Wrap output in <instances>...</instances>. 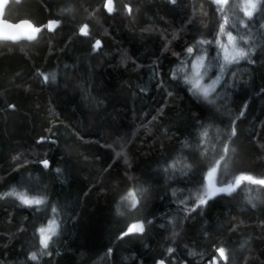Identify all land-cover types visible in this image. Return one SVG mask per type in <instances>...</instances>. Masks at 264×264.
I'll return each instance as SVG.
<instances>
[{
  "label": "trees",
  "instance_id": "1",
  "mask_svg": "<svg viewBox=\"0 0 264 264\" xmlns=\"http://www.w3.org/2000/svg\"><path fill=\"white\" fill-rule=\"evenodd\" d=\"M105 1L9 0L3 11L40 31L0 42V264H264V186L206 195L240 174L264 179V0L251 19L240 0L222 11L113 0L111 14ZM225 19L262 42L205 99L184 78L193 56H215ZM133 223L145 231L124 235Z\"/></svg>",
  "mask_w": 264,
  "mask_h": 264
},
{
  "label": "snow or ice",
  "instance_id": "2",
  "mask_svg": "<svg viewBox=\"0 0 264 264\" xmlns=\"http://www.w3.org/2000/svg\"><path fill=\"white\" fill-rule=\"evenodd\" d=\"M228 2H229V0H214V3L221 5V6L227 5ZM7 3H8V0H0V17H2L4 5H6ZM172 3H176V0H172ZM243 3H244V9L243 10L245 12V15L249 19H251L253 17V12L257 9L258 0H243ZM105 7H106V10L108 11V13L111 14L114 11L113 0H106ZM128 11L131 12V9L129 8ZM2 22L4 23L5 28H13V27L23 28L26 26L32 30V33L40 31L39 28H33V26L30 23H28L27 21L20 23V24H16V25H13L7 21H2ZM226 25H227V19H225L224 23L221 25L220 35H224V33L226 31V28H225ZM54 26H55V22H51L48 25L49 30H51ZM80 33L82 35H85V36L88 35V26L87 25L82 26L80 28ZM25 35H28V34L25 33ZM10 38L16 39L17 37L11 36ZM29 38H34V36H29ZM226 38H227V44L233 46V50H234L235 54L230 56L227 53V46L223 43L220 45V47L222 49H224V61H225V64L221 65V71H223L227 67L228 64H231L233 62L238 63L239 59L246 55V53L242 50L241 51H235L236 38L233 36L231 31L227 32ZM241 39H243V37H241ZM201 43H203V41H201ZM210 43H215V41H210ZM99 46H100V41H96L95 47L98 48ZM187 51L189 54H191L193 52V49L190 47L187 49ZM188 67L190 69L195 70L194 75H191L189 77L184 78V82L186 84L190 85L189 91L190 92L198 91L200 94H202L204 96L205 99H207L210 92L215 89V85H216L217 81L219 80V77H217L216 80H213L212 83L210 85H208L207 87L202 88L201 87V81H202L203 77L201 76L200 69L205 67L204 58L203 57L197 58L195 60V62L190 63L188 65ZM181 71H182V69H181ZM48 79H49V77L47 75L44 76L45 81H47ZM52 79H55L54 75L52 76ZM12 107H14V106H12ZM241 115H243V113H241ZM233 134H235V133L233 132ZM203 135H207V132H204ZM225 151H227L226 148H225ZM42 163L45 167L49 166V162L47 160L43 161ZM215 172H216V168H213L210 172L207 173L206 179L210 178L213 175V173H215ZM244 181H248V182H251L252 184H258V185L264 186V179H254L251 175L240 174L239 176L235 177L234 181H228L226 187L217 188V189H215V191L208 192L206 195L210 199L217 192H229L230 193V192L235 190V187H239V185ZM129 198H131V201H132V205H131L132 208H135L137 203H138L136 196H135V193L129 192L128 196L124 197V199H129ZM20 199H21V202L25 205H33V204L39 205L42 203V201L39 199H28L24 196H21ZM207 202L208 201L205 198L201 197L199 199V203L197 206L206 205ZM193 210H195V209H193ZM52 211H53V213H55L56 209L53 208ZM151 222H152L151 220L148 221L149 224ZM57 227H58V225L56 224V216L54 215L51 222L48 224L47 228L41 227L39 229L40 236H41L40 243H41V245H43L44 248L48 247V241L51 238L49 233L52 235H55ZM144 231H145V228H144L143 223H133L130 225V227L128 228V231L125 232L124 235H128L129 233H133V232L142 234ZM171 251H172V249H169V252H171ZM217 251H218L220 258L225 259V260L227 259L226 255H225L224 248H219ZM36 258H37L36 253H33L31 255V259L35 260ZM158 264H162V262H158Z\"/></svg>",
  "mask_w": 264,
  "mask_h": 264
},
{
  "label": "rangeland",
  "instance_id": "3",
  "mask_svg": "<svg viewBox=\"0 0 264 264\" xmlns=\"http://www.w3.org/2000/svg\"><path fill=\"white\" fill-rule=\"evenodd\" d=\"M216 5H217V7L221 8V11L225 7V6H221V5H218V4H216ZM239 8H240V12H241L242 16L244 18H248L245 15V12L243 10L244 9L243 0H240V7ZM235 21H237V20L229 22V24L235 30V33L233 34V36L236 38L235 51H241L242 50V51H244L246 53V55L244 57L240 58V59H243V58H246L248 56V54L250 53L249 51L252 49V47L254 45H257V44L261 43L262 40H264V37H262V40L259 41V38L262 35H260V34L257 35L256 28H255V30L244 28L243 25H240L239 23H236ZM227 23H228V21H227ZM220 28H221V26H220ZM220 28L218 30L219 34L217 33V35H216L217 50L214 53L215 56L211 57L209 59L208 58L209 56L206 53H202V54L193 56V58L189 62V64L190 63H194L197 58H199V57H203L204 58L205 67L200 69L201 76L203 77V79L201 81V87L202 88L203 87H207L208 85H210L212 83L213 80H216L217 77H219V80L217 81V83L215 85V87H216L217 84L219 83L221 77H222L223 71H221V65L225 64V61H224V49H222L220 47V45L223 43V44H225L227 46V53L230 56L235 54V52L233 50V46L227 44V38H226L227 37V31H225L224 35H220ZM263 33H264V31H263ZM241 37H243V39H241ZM200 50H201V52H206V49H204V50L200 49ZM194 72H195L194 69H190L188 67V76L194 75ZM196 92L198 94H200L198 91H196ZM200 95H202V94H200ZM211 177L208 178V182L209 183H210V181L212 179ZM209 187H210L211 192L215 191L210 184H209ZM48 224L44 228H47ZM127 231H128V229H127ZM49 235H50V233H49ZM40 238H41V236H40Z\"/></svg>",
  "mask_w": 264,
  "mask_h": 264
},
{
  "label": "water",
  "instance_id": "4",
  "mask_svg": "<svg viewBox=\"0 0 264 264\" xmlns=\"http://www.w3.org/2000/svg\"><path fill=\"white\" fill-rule=\"evenodd\" d=\"M13 1L14 2H19V0H13ZM105 3H106V1L104 2V7H105ZM6 5H4L3 11H4L5 7H6ZM2 21H6V20L3 19V15H2V17H0V42H9V43H16V42H19V41L30 42V41L35 39L36 32L32 33V30L30 28H28L26 26L23 27V28H15V27H13V28H5L4 27V23ZM25 21H27V20H20V21L15 22V23H11V22H9V23H11L13 25H16V24L23 23ZM27 22L30 23L29 21H27ZM50 23L51 22L47 23V25H46V29L47 30H49L48 25ZM25 33H27L28 35H25ZM11 36H16L17 38L16 39H11L10 38ZM29 36H34V38H29Z\"/></svg>",
  "mask_w": 264,
  "mask_h": 264
}]
</instances>
